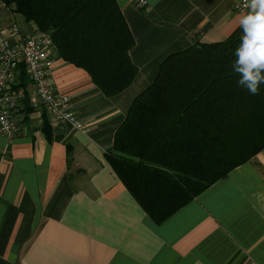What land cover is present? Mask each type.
<instances>
[{
  "label": "crops",
  "instance_id": "1",
  "mask_svg": "<svg viewBox=\"0 0 264 264\" xmlns=\"http://www.w3.org/2000/svg\"><path fill=\"white\" fill-rule=\"evenodd\" d=\"M241 1L116 0L138 73L112 97L53 48L52 88L68 96L82 130L49 115L20 74L18 132L0 133V264H264V149L159 225L104 157L161 63L195 41L228 38L246 15L235 10ZM13 25L37 31L0 0V37Z\"/></svg>",
  "mask_w": 264,
  "mask_h": 264
},
{
  "label": "trees",
  "instance_id": "2",
  "mask_svg": "<svg viewBox=\"0 0 264 264\" xmlns=\"http://www.w3.org/2000/svg\"><path fill=\"white\" fill-rule=\"evenodd\" d=\"M1 2L49 34L58 56L85 71L104 96L137 77L135 39L116 0ZM241 37L238 27L223 41H195L169 55L104 154L158 225L264 149V84L251 95L232 70ZM20 82L29 83L24 72Z\"/></svg>",
  "mask_w": 264,
  "mask_h": 264
},
{
  "label": "built area",
  "instance_id": "3",
  "mask_svg": "<svg viewBox=\"0 0 264 264\" xmlns=\"http://www.w3.org/2000/svg\"><path fill=\"white\" fill-rule=\"evenodd\" d=\"M135 1L143 8L148 4L147 0ZM235 10L247 14L249 9L245 0L237 3ZM53 48L49 34L36 31L23 35L15 25L10 28V38L0 37V133L6 139H11L18 132L14 116L22 92L13 86L22 72L33 86L41 107L49 115L75 129H83L81 121L70 111L68 96L56 94L52 88Z\"/></svg>",
  "mask_w": 264,
  "mask_h": 264
},
{
  "label": "clouds",
  "instance_id": "4",
  "mask_svg": "<svg viewBox=\"0 0 264 264\" xmlns=\"http://www.w3.org/2000/svg\"><path fill=\"white\" fill-rule=\"evenodd\" d=\"M249 9L239 20L242 37L234 52L232 70L237 83L251 95L264 84V0H245Z\"/></svg>",
  "mask_w": 264,
  "mask_h": 264
}]
</instances>
